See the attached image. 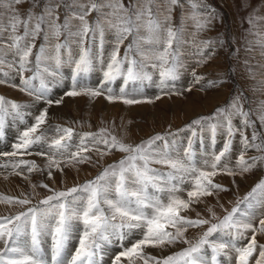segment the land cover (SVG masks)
<instances>
[{"label":"snow or ice","instance_id":"snow-or-ice-1","mask_svg":"<svg viewBox=\"0 0 264 264\" xmlns=\"http://www.w3.org/2000/svg\"><path fill=\"white\" fill-rule=\"evenodd\" d=\"M25 4L27 8L22 10ZM185 4L191 9L187 15ZM176 9H180L178 24L173 22ZM216 18L206 0H0V84L32 97L30 103L21 104L0 96V140L5 137L9 117L12 123L26 125L18 142L12 144L13 151L0 155L45 156L51 179L53 168L63 173L65 168L81 164L99 166L105 156L122 154L82 184L62 190L43 183L32 185L49 193L35 203L24 194L0 196V202L20 209L0 216V264H106L110 253L114 255L110 264H251L253 259L254 264H264V244L257 241L258 234L264 235V180L231 210L217 202L207 207V218L199 213L195 218L186 215L206 198L228 191L215 182L216 176H236L264 164V131L260 130L264 129V99L254 109H245L247 99L240 93L212 115L194 119L186 125L190 138L184 147H177L174 139L168 141L162 134L133 144L109 128L77 133L60 125L42 127L47 124L49 108L62 103V98L54 100L51 95L62 83L65 67L71 73V90L65 93L69 97L94 99L107 93L109 101L134 105L143 101L128 98L127 90L137 91L145 82L155 84L162 93L180 94L176 82L181 79V69L187 67L181 59L183 45L195 49L197 67L208 63L218 48L228 47L223 38H200ZM259 19L264 17L248 18L249 32L256 39L247 41L245 51L251 53L255 45L264 58V32L253 31L254 20ZM187 20L194 28L188 40L184 38ZM239 51L237 48L231 55L235 57ZM244 64L255 80L249 61ZM259 66L264 68V63ZM5 67L15 72L19 83L13 82L15 77ZM96 71L102 74L100 86H87L85 78ZM154 74L158 82H154ZM191 74L193 83L203 79L195 68ZM117 81L118 94L112 87ZM257 84L260 87L253 91L264 90V78ZM38 104L41 107L28 124L25 117L33 114L25 109ZM237 118L239 126L234 124ZM205 132L208 147L213 149L217 136L225 137L221 150L198 155L194 144L204 145ZM237 134L242 146L236 162L239 172L228 163ZM34 148L38 150L30 151ZM249 149L259 153L250 161L245 159ZM0 167H11L10 175L44 171L34 160L24 159ZM215 207L224 212L222 217ZM257 209L261 210L258 226L253 223ZM190 228L203 229L195 242L185 235ZM242 239H248L246 246L238 245ZM178 243L188 246L163 257L145 251ZM114 247L122 250L112 253ZM257 251L258 257H254Z\"/></svg>","mask_w":264,"mask_h":264},{"label":"rangeland","instance_id":"rangeland-1","mask_svg":"<svg viewBox=\"0 0 264 264\" xmlns=\"http://www.w3.org/2000/svg\"><path fill=\"white\" fill-rule=\"evenodd\" d=\"M206 3L210 5L212 9L215 10L217 18L213 20L212 26L207 31L199 34L200 38L201 39L223 38L226 44L228 45V47L226 49L218 48L216 55L211 60H209L208 63L204 64L202 67H197L196 66L197 57L192 54L195 52V49L190 44L183 45L181 59L186 63L187 67L186 69H183V68L181 69V72H182L181 79L176 82V89L179 91L180 94H165L167 90H165V93H162L155 86V84L149 85L147 82H145V85L137 91H133L131 87L128 88L127 90L129 93L128 98H136V99L143 101L142 103L134 104L133 106L126 105L120 100L109 101L105 99V96L107 95V93H105V96L96 97L94 99L86 96V99L84 102L86 106L83 105V109L86 108V110H82V112L80 113L81 114L80 121L82 122L83 129H81V131L77 133H83V132H94L95 133L99 131L100 128H108V126L102 123V120H103V117L101 116V114H103L102 109H99L96 112L99 114L97 116V124L95 128H91V129L86 128L88 125H91L92 119L95 118L94 114H96L94 110L90 111V108H92L95 104L99 102L103 103L102 106L107 109H113V106L119 103H123L121 105L124 106V108L128 107L131 109L133 107H138L139 105L141 107L144 105L145 106L144 109H146L148 113H152V111L156 112V111L162 110V109H158L159 106H157L156 102L157 101L159 102L161 99H164V101L166 102L165 105L168 103H169L168 105H170L173 102L177 104V107H178L177 113L175 112L174 115L176 114L180 115V116L178 115V117L180 118V122H181L180 126L176 127L175 125L172 124V122H168V123L162 122V124L157 125V126L155 124L153 125L147 124L144 130L145 132L146 131L150 132V135L148 136L142 135V137H137V135L134 134L135 138L133 136L131 137L133 139H131L130 137L128 138L127 136L126 137L127 139L125 141L128 143L137 144L143 140H147L148 138L155 136L156 134H162L166 137L168 141H172L174 139L177 147H184L187 144V140L190 138V131L186 130V125L190 124L191 121H193L194 119H197L200 117H208L212 115L218 107H224L228 105L231 99L240 93H243V96L246 97L247 99V102L244 104L245 109H249V108L254 109L256 107L255 101H258L259 99H264V90L253 91L254 88L260 87L257 84V81L264 78V68H261L259 66L260 63H264V58L260 57L259 49L255 45H253V51L251 53H248L245 51L247 47V41L256 39V37L249 32V29L252 28V25L249 24L248 18L250 15H254V17H264V0H206ZM26 8H27V4L22 6V10ZM190 11H191L190 7L187 4H185L184 6L185 14L187 15V13ZM179 21H180V9H176L173 12V22L178 24ZM254 23L256 24V28L253 29V31L259 30L261 32H264V19L254 20ZM185 27H186V31H185L184 38L188 40L191 38V33L194 31L192 21L187 20ZM108 38L109 40H111V36H109ZM61 39H63V37ZM233 41H235V43H233ZM39 43L40 41L38 40L37 46L39 45ZM125 43H127V41ZM237 48H239L240 51L237 54V56L234 57L231 54ZM123 50H124L123 46H121V53H120L121 55H123ZM245 60L249 61V66H251L253 71L256 73L255 80L250 78L247 67L244 64ZM193 68H195L198 75L203 77L200 83H193V77L191 74ZM233 69H235V71H232ZM3 70L9 71V76L15 77L13 82L19 83V77L16 76L15 72L8 70L7 67H5ZM149 70L151 71V69ZM62 73H63L64 79L59 86H56L55 88H53L55 90L52 91V95H51V98L54 100L62 98L61 105L64 103L63 101L64 99L67 98L68 100L71 98L64 94L67 91L71 90V79H70L71 73H70L69 68L67 67L63 68ZM27 75H30V74L25 73V76ZM221 79L224 82L218 83L216 86H212L208 83L210 80H221ZM153 80L154 82H158V76L156 74H154ZM84 82L89 87L97 88L100 86V83L102 82V74L99 71L93 72L88 77L85 78ZM36 83H38V81ZM118 84H119V81H117L116 84L112 85L114 92L117 94L119 92V88L117 86ZM189 88H191V91L187 90ZM0 96H3L6 100H10L16 103H22L21 101L25 102L27 100L31 102L32 100V97L19 91L18 88L9 86L8 84H0ZM157 96L161 98L155 99ZM195 100L198 104L197 106L195 105L196 108H194L193 105L191 104ZM153 101L156 104H154ZM54 105L56 104H53V106ZM190 105L193 108H191V110L190 109L188 110L189 113L184 114L183 113L184 109L191 107ZM40 107L41 105L38 104L36 108L25 109V111H30V112L32 111V114H33L32 116L25 117L28 124H31L33 122V116L37 114V108H40ZM192 114H194V116ZM135 115L136 114L131 113L128 116V118L132 116L137 121V123H140L143 120L142 117H140L139 114L136 116ZM190 115L192 116L189 117ZM113 117L115 116H110L108 117V119L110 118L112 120ZM48 118H50V114L48 115ZM253 119H255V116H253ZM234 124L239 126V118L234 120ZM48 125H51L53 127L56 126V124L54 123L53 124L47 123L46 125L42 127H48ZM65 125L69 127L68 124H65ZM25 127L26 125L21 124L19 121L12 123L11 118L9 117L8 123L6 124V128H5L6 129L5 137L3 140H0V150L2 149L0 153L13 151L12 144L18 142L19 132L22 131ZM257 128L258 129L260 128L258 121H257ZM260 130L264 131V129H260ZM247 134L250 137V134H251L250 130H248ZM52 135H53L52 129L49 128V131H48L49 138H51ZM207 136H208V133L205 132L206 138H205L203 146L200 145L198 142L194 144V148L197 149L198 155L204 151H207L208 153H211L214 150L219 151L223 147V143L225 140L224 136L222 135L217 136V143L215 145V149L208 147L210 142L207 139ZM8 149L10 150L12 149V150L8 151ZM35 150H38V149L34 148L33 150H30V151L34 152ZM241 151H242V146L240 144V137H239V134H237L236 138L233 140V149H232V152L229 154V161H228L229 167L236 169L237 172H239V169L236 168V162L239 158ZM112 154L110 156H105L103 160L105 161V158L107 159L109 157H113L115 159H110L108 162H104L102 160L103 162L101 161L100 165L97 166V168H95L94 174L91 177H89V179H84L82 180V182H79V183L78 181H81V180L77 179V181L75 180L76 182L71 183L68 186H63L61 183H57L58 185L56 184V187H52V186L50 187L57 189V190H62L65 188L72 187L74 185L82 184L87 180L93 179L98 174V172L101 170V167L107 166V164H110L113 161L120 159L122 155L119 152H113ZM119 154L121 155L119 156ZM255 155H259V153H257L255 149H249L245 153V159L250 161V158ZM2 156L3 155H0L1 158ZM9 158L8 156H3L2 159L3 160L7 159V163H12L19 159L34 160L36 164L41 169H43V165L39 164L41 159L33 158L32 155H24L22 157L17 156V157H12V158L9 157ZM79 166H82V165H79ZM1 170L6 171L4 169H1ZM45 170H47V168ZM77 170L79 169L74 170L75 174H77L80 171V170L79 171ZM5 176L7 175L6 174L0 175V179L2 180L6 179ZM85 176L87 175H82L80 178H83ZM225 176L228 177L230 183L232 182L231 186L226 183H222V184L220 183L221 185H223L224 187L228 189L227 196L225 197V199H221L219 195L217 197L211 196L212 198L214 197V199H216V202L214 204L209 203L208 207L214 206L217 204V202H219V204L223 205L226 208V204L229 203L230 206L228 207V210H231V208L237 204L238 200H242L257 183H259L261 180H264V164H258L257 167L243 174H238L236 176H228V175H225ZM48 181H51L53 183L57 180L48 179ZM215 182L218 183L216 179H215ZM44 190L45 189L43 188L41 189V187H38V188L36 187L35 189H32V190L28 189V191H30L31 193V195L29 196L33 198L34 203L37 200L43 198V196L49 194L47 191H44ZM221 193H226V192H221ZM0 196L2 195L0 194ZM206 200H208V198H206ZM206 200L204 201V203H207ZM6 205L9 207V209H7L8 207ZM240 207L241 209H243L245 205L241 204ZM19 210L20 209L18 206H15V205L10 206L6 203L0 202V211H1L0 216L15 214ZM199 210L200 208L198 206L197 207L194 206V209L188 211L186 215L189 216L191 212L193 211L198 212ZM214 210L217 212L218 216L222 214L221 215L222 217L224 215V212H221L222 210L219 207H215ZM260 215H261V210L257 209V216H256V219L253 221V223L257 226H258V220L260 218ZM207 216H208V213H207ZM207 216L204 215L202 217L207 218ZM191 217L195 218L196 216H191ZM190 230L198 231V233H191ZM202 231L203 229L201 228H195V229L190 228L185 233V235L187 236L189 240H192L193 242H195V240L198 239ZM248 239H250V233L248 234ZM248 239H242L240 241H237V243L240 246H246ZM257 241H258V244H264V235L258 234ZM125 243H127V241ZM187 246L188 245L178 243L172 246H165L163 248L149 247V248H146L145 251L151 254L152 256L163 257V256L170 255L174 252H177ZM121 250L122 249H120L119 247H114V249L112 250V253H118ZM254 257H258V251L257 253L254 254ZM111 259H114V255L110 253L108 257H105L106 264H110ZM122 261H123V258H122ZM124 264H126V261L124 262ZM225 264H227V261H225ZM251 264H254V259L251 261Z\"/></svg>","mask_w":264,"mask_h":264},{"label":"bare ground","instance_id":"bare-ground-1","mask_svg":"<svg viewBox=\"0 0 264 264\" xmlns=\"http://www.w3.org/2000/svg\"><path fill=\"white\" fill-rule=\"evenodd\" d=\"M53 90H55V89H53ZM1 91H2V89H1ZM16 91H17V89H16ZM85 99H86V96L85 97L84 96H76V97H71L68 100H67V98L64 99L63 100L64 103L62 105L61 104L54 105V106L52 105L49 108V110H48V113L50 114V118H48L47 123H49V124H53L54 123L56 125H60V126H63V127H68L67 125H65V124H68L69 127H71V128L74 129L75 132H80L81 129H83L82 122L80 121L81 120L80 119V117H81V114L80 113L82 112V110H86V108L83 109V105H85L84 104ZM21 102H22L21 104L30 103L29 100H27L25 102L24 101H21ZM255 102H257V101H255ZM156 103H157V106H159L158 109H162V110L156 111V112H153L152 111V113H148V111L146 109H144V107H145L144 105L142 107L139 105L140 107L139 106L138 107H133L131 109V108H128L127 106H126L127 108H124V106L121 105L123 103H119V104H115L113 106V109H107V108H105V107L102 106L103 103H101V102L95 104L92 108H90V111H93L94 110L95 113H96L99 109H102L103 110V114H101V116L103 117L102 123L105 124L106 126H108L109 129H112L113 133H115L117 135V137L122 138L124 140L127 139L126 138L127 136H128V138L129 137L131 138L133 136L135 138V135L134 134H136L137 137H142V135H146V136L150 135V132H148V131L145 132V130H144V128L146 127L147 124H152V125L155 124L157 126V125L162 124V122L163 123L172 122V124L175 125L176 127L177 126H180V123L181 122H180V118L178 117L179 114L178 115L177 114L174 115L175 112L177 113V109H178L177 104L175 102H173L170 105H168L169 103L165 105L166 102L164 101V99H161L159 102L157 101ZM156 103L154 102V104H156ZM191 104L193 105L194 108H196L195 105L196 106L198 105L197 102H196V100L194 102H192ZM44 106H46V105H44ZM193 107L191 106V107H188L187 109L185 108L184 109V112L183 111L182 112L184 114L185 113H189L188 110L189 109L191 110V108H193ZM158 109H156V110H158ZM146 112H147V114H146ZM126 113H128V114H126ZM131 113L136 114V115L139 114V116L142 117V119H143L141 121L142 123L141 122L140 123H137V121L132 116H130V118H128V116ZM98 114L99 113L94 114L95 118L92 119V121L90 120L91 121V125H88V126L86 125L87 126L86 127L87 129L95 128V126L97 124V116H98ZM194 114H192V115L194 116ZM192 115H190L189 117H191ZM110 116H115V117H113L112 120H111L110 118L108 119V117H110ZM133 120H135V121H133ZM93 124H95V125H93ZM156 128H158V127H156ZM131 139H133V138H131ZM2 146H4V145H2ZM11 150L8 149V151H11ZM120 155L121 154H119V156ZM108 156H110V155H108ZM32 157L33 158H37V159L38 158L41 159L39 164L43 165V169H44L43 172L42 171H39V172L38 171H34V172H32V173L29 174L27 171H23V175H15V174H11L10 175L9 173L12 172L11 167H8V168L0 167V175L6 174L8 176L4 180L0 179V194L2 196H7V197H21L22 194L29 196V195H31V193H30V191H28V189L29 190H32L33 189L32 185H39L41 183L48 184L49 186H52V187H56V184L57 183H61L63 186H68L69 184L76 182L77 179L78 180H81V181H78V183H79V182H82V180H84V179H89V177H91L94 174L95 168H97V166H93L91 164H84V165L81 164L82 166H79L78 165L76 167V169H79L80 170V171L77 170V171H79L77 174L74 173V170H76L74 168H65V170H64L63 173H61V172L57 171L55 168H53V170H52L53 176H52L51 180L56 179L57 181H55L56 183L55 182L52 183L51 181H48L49 178L47 176V170H45L46 169V166L45 165H46V162H47L46 157L45 156H38V155H35V154L32 155ZM2 158H3V156H2ZM2 158L0 157V165H4V164L10 165L11 164V163H7V159H4L3 160ZM8 158H9V156H8ZM110 159H115V158L109 157L107 159L105 158V161L103 159L102 160L104 162H108ZM37 162H38V160H37ZM1 169H4L6 171H3ZM18 171H20V170H18ZM82 175H87L88 177L85 176L83 178H80ZM24 176H27L28 179H24ZM215 179L217 180V182L219 184L220 183L221 184L222 183H226V184H228L230 186L232 184V182L230 183L228 177L225 176L224 174H221V175L216 176ZM44 191H46V190H44ZM44 191H43V193H44ZM227 193L228 192L221 193V194H219V197L221 199H225V197L227 196ZM206 202L207 203H201L199 205H194L196 207L198 206L200 208V210L198 212H194V211L191 212L189 214V216H196L197 213H199L201 216H204V215L207 216V207H208L209 203L210 204H214L216 202V199H214V197L213 198L212 197H208V200H206ZM194 206H193V209H194ZM229 206H230L229 203L226 204V208L227 209H228ZM7 209H9V207ZM10 209H12V208H10ZM221 212H223V211H221ZM191 233H198V231H191Z\"/></svg>","mask_w":264,"mask_h":264}]
</instances>
